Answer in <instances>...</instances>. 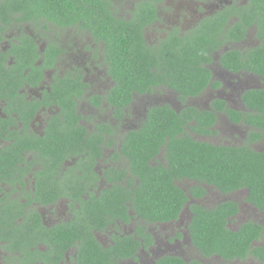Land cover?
<instances>
[{
    "label": "flooded vegetation",
    "instance_id": "af4514ba",
    "mask_svg": "<svg viewBox=\"0 0 264 264\" xmlns=\"http://www.w3.org/2000/svg\"><path fill=\"white\" fill-rule=\"evenodd\" d=\"M138 1L113 0V10L117 16L132 18ZM247 3L249 0H162L156 5V17L144 28L145 38L149 44H163L172 40L171 35L179 32L184 36L208 19L225 17L232 9L245 10ZM168 7L175 13L169 19L173 24L164 29L160 22L167 21L164 13ZM238 15H230L228 25L239 22ZM22 18L13 9L0 18V264H92L80 254L87 243L109 249L124 239L137 244L134 256H115L104 264H156L164 256H178L188 264H264V210L248 200L247 187L222 192L204 180L171 176L189 196L176 218L155 222L142 219L128 201L127 219L117 217L103 228L88 230V223L83 221L89 213L82 203L88 199L104 201V190L114 184H122L129 191L139 185L137 178L136 184H131L134 176L123 144L132 131L143 126L153 107L176 111L183 133L197 141L245 145L264 154V128L256 120L263 111L244 96L264 89V75L258 73L257 62L245 55L253 48L264 49V33L261 35L258 22L249 25L243 38L237 39V34L233 39L220 36L221 46L204 64L211 71V79L198 94L181 98L178 90L162 83L153 92L133 93L129 101L126 95L120 102L111 103L109 93L117 81L109 72L103 40L95 41L79 25L59 27L53 21ZM181 20L192 29L184 31L176 24ZM52 46L60 51L52 53ZM227 50L238 51L232 68L221 62ZM77 79L83 92L75 108L79 125L86 131L77 146L83 147L87 136L94 142L80 150L70 142L68 118L53 89L59 84L64 92L66 84ZM188 108L198 111L196 117L186 118ZM55 134L64 136L57 138L60 148L47 150L38 142L46 143V139L53 144ZM94 144L101 149L99 155H89ZM165 151L161 145L152 160L167 165ZM87 161L92 170L84 168ZM191 189L205 192L198 197L190 193ZM225 201L238 204L237 212L228 218L230 230L237 232L250 221L261 227L244 258L225 259L216 253L206 256L193 243L190 226L195 214L191 206L213 209ZM64 224L78 227L81 234L74 235L77 240L62 251L55 243V231ZM137 228L143 233H137Z\"/></svg>",
    "mask_w": 264,
    "mask_h": 264
},
{
    "label": "trees",
    "instance_id": "16d2710c",
    "mask_svg": "<svg viewBox=\"0 0 264 264\" xmlns=\"http://www.w3.org/2000/svg\"><path fill=\"white\" fill-rule=\"evenodd\" d=\"M160 1L139 0L132 18H125L115 14L113 0H0V18H5L8 11L13 9L21 13L22 19H44L53 21L59 27L79 25L88 30L95 41L103 40L109 72L117 81L109 93L111 103L120 102L126 95L129 101L133 93L153 92V88L162 83L178 90L181 98L198 94L211 79V71L204 64L211 61L212 52L221 46L220 36L233 39L237 34V39L243 38L249 25L255 22H258L261 35L264 33V0H249V7L245 10L232 9V13L228 12L225 17L208 19L184 36L177 32L171 35L172 40L167 39L163 44H149L144 28L156 17V5ZM234 14H239L240 21L228 25L230 15ZM58 51L57 46L51 47L52 53ZM236 52L224 51L221 62L232 68ZM245 55L255 59L259 66L258 73L264 75V49L253 48ZM191 87H195V90ZM53 89L56 96L61 98L58 102L62 113L68 118L71 144L79 150L91 146V136L86 137L83 147L77 146L86 134L79 125L80 115L75 108L77 98L83 92L80 80H71L64 92L59 84ZM244 96L249 104L263 111L256 120L264 128V89L249 91ZM157 111H161V115L158 116ZM197 112L195 108H188L186 118L196 117ZM200 116L203 117V114ZM200 131L208 130L201 128ZM63 137L55 134L53 144L46 139V143L38 142L43 144V148L54 150L61 147L57 138ZM161 145L166 148L167 165L152 160ZM123 149L128 157L129 171L134 176L131 177V184H136V178L140 183L134 191L127 190L122 184H114L104 190L103 202L100 199L83 200L84 211L89 213L83 221L89 225L86 230L103 228L115 222L117 217L127 219L128 201L142 219L155 222L176 218L189 196L174 183L171 176L204 180L216 185L222 192L247 187L250 191L248 200L264 210V154L245 145H216L197 141L183 133L182 121L170 107H153L143 126L129 134ZM88 152L89 155H99L101 149L94 144ZM83 165L92 170L88 161ZM109 181L115 179L109 178ZM204 192V189L190 190L198 197ZM191 208L195 214L190 226L193 243L206 256L216 253L225 259L244 258L250 251L251 240L257 238L261 230L260 225L252 221L246 222L237 232L227 227L228 218L238 210V204L233 201H225L213 209L201 204H193ZM138 228L137 233H143ZM55 232V243L62 251L77 240L74 235L81 234L78 227L65 224L58 226ZM86 245L80 254L92 264L96 261L99 263L95 264H104L115 256H134L137 251V244L126 239L109 249H102L96 242ZM156 264L188 263L178 256H164L157 259Z\"/></svg>",
    "mask_w": 264,
    "mask_h": 264
},
{
    "label": "rangeland",
    "instance_id": "374dc122",
    "mask_svg": "<svg viewBox=\"0 0 264 264\" xmlns=\"http://www.w3.org/2000/svg\"><path fill=\"white\" fill-rule=\"evenodd\" d=\"M115 1H117V0H115ZM130 9H131V7H130ZM174 13H175V11H174V9L172 7L165 8L164 15H168V19H167V21H161L160 22V25H162L164 27V29L170 27L173 24L169 19H173L172 16L174 15ZM235 22H236V20H235ZM192 23H190V24H192ZM176 24H178L182 29H184V31H189V30L192 29V27L189 26L188 24L184 23L183 20H181V22H176ZM254 31H255V28H252V33ZM86 42L88 43V41H86ZM90 43L91 42H89V44Z\"/></svg>",
    "mask_w": 264,
    "mask_h": 264
}]
</instances>
